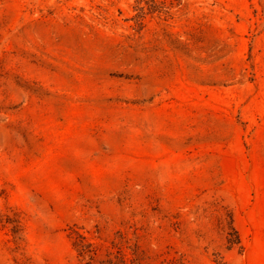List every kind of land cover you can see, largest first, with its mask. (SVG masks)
<instances>
[{"label": "rangeland", "instance_id": "1", "mask_svg": "<svg viewBox=\"0 0 264 264\" xmlns=\"http://www.w3.org/2000/svg\"><path fill=\"white\" fill-rule=\"evenodd\" d=\"M79 235L264 264V0H0V264Z\"/></svg>", "mask_w": 264, "mask_h": 264}, {"label": "trees", "instance_id": "2", "mask_svg": "<svg viewBox=\"0 0 264 264\" xmlns=\"http://www.w3.org/2000/svg\"><path fill=\"white\" fill-rule=\"evenodd\" d=\"M78 237L81 238L79 246H81L80 249V256H88L89 257V262L87 264H94L97 262V264H142L137 262L139 258H134L132 260H128L125 254H121V257L119 260L113 259V257L110 256L107 259L104 260H97L98 256V250L97 247L94 246L93 243L85 242V238L81 235Z\"/></svg>", "mask_w": 264, "mask_h": 264}]
</instances>
